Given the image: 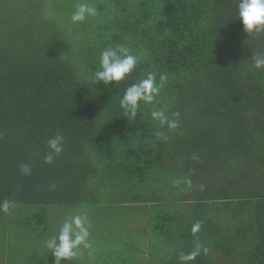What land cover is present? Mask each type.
<instances>
[{
    "label": "trees",
    "instance_id": "trees-1",
    "mask_svg": "<svg viewBox=\"0 0 264 264\" xmlns=\"http://www.w3.org/2000/svg\"><path fill=\"white\" fill-rule=\"evenodd\" d=\"M237 2L0 0V264H53L43 243L75 207L110 230L139 211L149 240L170 253L155 264H179L197 238L209 252L191 264H264V68L248 56L264 31H243ZM78 3L99 15L73 24ZM118 45L137 67L94 83L101 52ZM149 72L168 77L155 107L180 113L167 140L153 134V105L128 121L119 104ZM57 133L64 151L49 165ZM185 176L191 188L175 184ZM95 251L62 264H151Z\"/></svg>",
    "mask_w": 264,
    "mask_h": 264
},
{
    "label": "clouds",
    "instance_id": "clouds-1",
    "mask_svg": "<svg viewBox=\"0 0 264 264\" xmlns=\"http://www.w3.org/2000/svg\"><path fill=\"white\" fill-rule=\"evenodd\" d=\"M238 18L243 25V31L250 34L264 31V0H238ZM99 15L97 7L88 3H78L72 12L70 19L73 24L83 23L89 18ZM67 59V57H65ZM140 62V57L131 53L130 49L118 45L104 49L99 58V67L92 74V80L96 84L109 85L113 82H121L128 77ZM256 68H264V57L256 56ZM168 80L166 74L149 72L142 79L126 86L123 95L119 98L122 113L128 121H134L142 112L143 105H153L150 118L157 122L158 127L154 130V136L160 140L168 139V132L176 130L180 126L179 112H169L167 106L155 107L157 98ZM65 138L57 133L47 142V152L43 160L46 164H53L63 153ZM196 158L195 156L193 157ZM19 171L24 176H31L32 168L27 163L19 165ZM177 186L183 184L185 188H191L193 181L189 176L175 181ZM54 187V186H53ZM0 211L8 212L9 203L0 204ZM201 222L197 221L192 226V234L196 236L201 230ZM89 237L88 220L86 213L73 215L66 219L55 234L44 241L43 247L53 257V264H62L63 261H74L79 258L81 245L90 247L87 243ZM209 249L197 238L190 252H180L179 264H191L196 257L207 254Z\"/></svg>",
    "mask_w": 264,
    "mask_h": 264
},
{
    "label": "rangeland",
    "instance_id": "rangeland-1",
    "mask_svg": "<svg viewBox=\"0 0 264 264\" xmlns=\"http://www.w3.org/2000/svg\"><path fill=\"white\" fill-rule=\"evenodd\" d=\"M252 38V43L250 44L249 49L251 50V54L249 53L248 56L255 63L256 56L259 55L264 57V33H259ZM73 211L76 212L69 214V218L68 216H65L63 222L66 219H70L73 215L86 213L89 230L87 243L90 247L86 248L81 245L79 248L81 252L82 250L86 252V257L94 254L95 246L99 247L98 250L95 251L96 253L99 252L100 249L103 250L107 247L108 252L111 250L118 251L117 256L122 251V256L124 257L129 256L131 260L140 259L141 261L151 264L157 262L156 258H153L154 255L165 254L169 256L170 254L165 250V244H157L149 240L148 233L145 231L148 227V221H146V218L141 217L142 215L139 211L133 212L132 208H130L129 211L127 210L122 228H113L112 230L108 229L103 223H101L100 220H98L99 217L96 216V213L89 210L87 207H84V209L79 207H75V209L71 208L70 212ZM59 216L60 217L56 214V217L62 222V216ZM142 234H145L146 236H143ZM7 238L11 241V236H7ZM7 238L5 239L8 240ZM82 256L84 257L83 254Z\"/></svg>",
    "mask_w": 264,
    "mask_h": 264
}]
</instances>
